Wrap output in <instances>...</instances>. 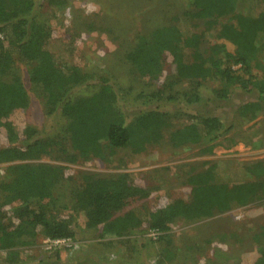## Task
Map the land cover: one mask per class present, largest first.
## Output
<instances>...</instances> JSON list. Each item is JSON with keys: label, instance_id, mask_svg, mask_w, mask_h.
Instances as JSON below:
<instances>
[{"label": "trees", "instance_id": "obj_1", "mask_svg": "<svg viewBox=\"0 0 264 264\" xmlns=\"http://www.w3.org/2000/svg\"><path fill=\"white\" fill-rule=\"evenodd\" d=\"M187 1L194 8L187 13L192 18L231 15L235 22L221 25L215 34L216 41L204 51H198L202 32L190 31L178 43L175 41L185 37L178 25L156 28L150 37L141 36L128 54L131 65L141 76L157 75L161 55L168 51L174 57L179 79L214 81L222 87L217 91L221 97L232 86L254 91L256 95L241 105L234 125H226L218 116L190 118L189 123L170 133L174 146L209 144L221 133L238 131L264 111V59L259 57L264 44V0ZM50 4L52 8H60L65 2L50 0ZM48 30L39 15L34 14L33 0H0V131L7 142L0 146V164L10 163L5 174L0 173V250L13 257H6L7 260H18L20 250L34 244L39 235L51 239L74 238L75 220L81 215L86 227H102V234L121 237L148 227L158 232L157 238L161 240L168 236L166 232L175 221L212 217L243 207L258 195L264 196L262 159L239 168L216 162L209 164L204 171L189 177L193 186L190 201L175 199L160 208L129 207L133 201L146 197L147 191L129 181L127 174H86L83 189L75 191L73 201L67 199L65 186L61 184L67 179L60 173L63 167L30 160L48 155L69 163L92 158L106 161L119 149L142 152L148 145L160 142L164 131L173 127L174 119L160 107L144 106L129 117L124 110L128 102L126 95L116 90L108 77L93 78L82 72L72 61L77 55L74 49L65 57V47L58 52L49 48ZM178 44L195 47L192 60L186 58ZM18 64L29 67L33 90L44 97L50 115L57 112L64 120L50 134L29 125L18 128L12 119L29 105L21 76L9 73ZM234 65H240L244 73L234 70ZM88 86L94 88L90 94L79 93L80 88ZM140 98L144 105L152 101H179L174 94L166 96L163 89L143 92ZM185 99L193 103L201 97L193 92ZM249 131L236 137L235 143L244 140L254 148L264 146V139L258 138L259 130ZM9 214L16 222L7 221ZM105 263L98 260L93 264ZM32 264H62V261L56 252L45 261ZM203 264L223 263L217 261L214 253ZM258 264H264V249Z\"/></svg>", "mask_w": 264, "mask_h": 264}, {"label": "rangeland", "instance_id": "obj_2", "mask_svg": "<svg viewBox=\"0 0 264 264\" xmlns=\"http://www.w3.org/2000/svg\"><path fill=\"white\" fill-rule=\"evenodd\" d=\"M33 1L34 14H38L49 29V48L58 52L65 47V57L74 49L77 55L74 59L72 57V61L79 65L82 72L93 78L108 77L116 90L126 95L128 102L124 110L129 117H133L135 111L144 106L147 109L160 107L174 119L173 127L164 131L160 142L148 145L142 152L119 149L113 158L106 161L92 158L69 163L48 155L30 160L63 167L60 173L62 177H67V182L64 180L61 184L65 186L67 199L73 201L75 191L83 189L86 174H127L129 181L147 191L146 197L133 201L129 207L142 210L160 208L175 199L190 201L193 186L189 177L204 171L209 164L216 162L228 168H239L264 159L263 145L254 148L244 140L234 141L242 133L250 132L249 129L259 130L258 138L264 139V111L238 131L221 133L209 144L174 146L170 140V133L176 127L201 115L218 116L226 125H234L239 118L241 105L254 97L256 92L250 93L241 87L232 86L226 89V96L221 97L217 91L222 90V87L214 81L179 79L175 74L174 57L168 51L161 55L157 75L141 76L127 58L141 36L150 37L156 28L172 25H178L185 36L175 41L178 43H182L190 31L202 32L204 35L198 51H204L216 41L215 34L221 25L235 22L231 15L213 19L192 18L187 13L194 8L188 5L187 0H62L65 4L60 8H52L50 0ZM67 39L73 43L64 42ZM178 45L184 50L186 58L192 60V48L195 47ZM259 57L264 59V44ZM233 68L244 73L240 71V65H234ZM12 72L21 76L29 97L28 107L12 117L18 128L29 125L43 134H50L52 128L62 121L64 123L59 113L50 115L44 97L33 90L29 67L18 64L9 73ZM93 89V86L82 87L79 93L88 95ZM162 89L166 96L174 94L179 101L141 103L144 101L140 98L141 93ZM193 92L199 93L201 99L188 103L185 98ZM6 143V136L0 131V146ZM9 165L0 164V173L5 174ZM10 216L7 221L16 222ZM81 216L75 220L77 233L74 238H70L72 247L65 244L51 245L48 237L39 235L34 244L20 250L16 261L7 260L13 257L0 250V264L38 263L56 252L62 264H93L98 260L105 264H203L214 253L217 254V261L223 264H258L264 249V196L261 195L243 207L212 217L197 221H175L166 232L168 236L161 240L148 227L121 237L102 234V227H86L85 219ZM219 253H222L221 256Z\"/></svg>", "mask_w": 264, "mask_h": 264}, {"label": "built area", "instance_id": "obj_3", "mask_svg": "<svg viewBox=\"0 0 264 264\" xmlns=\"http://www.w3.org/2000/svg\"><path fill=\"white\" fill-rule=\"evenodd\" d=\"M154 235H158V233L156 231H154L153 233ZM48 242L51 245H55V246H61L62 244L67 245L68 247H72L73 243L71 242L70 238H57V239H48Z\"/></svg>", "mask_w": 264, "mask_h": 264}]
</instances>
